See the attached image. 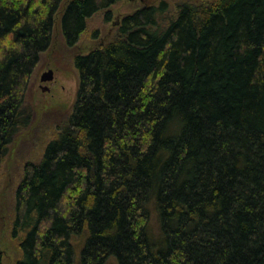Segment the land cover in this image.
Returning a JSON list of instances; mask_svg holds the SVG:
<instances>
[{
    "label": "trees",
    "instance_id": "obj_1",
    "mask_svg": "<svg viewBox=\"0 0 264 264\" xmlns=\"http://www.w3.org/2000/svg\"><path fill=\"white\" fill-rule=\"evenodd\" d=\"M63 1L0 0V166ZM119 1H69L67 45ZM165 7L75 57L68 123L17 190L16 264H264V0Z\"/></svg>",
    "mask_w": 264,
    "mask_h": 264
},
{
    "label": "rangeland",
    "instance_id": "obj_2",
    "mask_svg": "<svg viewBox=\"0 0 264 264\" xmlns=\"http://www.w3.org/2000/svg\"><path fill=\"white\" fill-rule=\"evenodd\" d=\"M69 1L64 0L56 14L51 45L41 54L31 77L26 100L27 107L32 111L31 122L14 138L0 166V246L4 252V264H16L21 257L20 237H14L12 229L16 194L25 175V166L42 159L47 145L57 137L60 128L67 125L74 109L79 89L75 57L114 40L124 16L143 6H158L165 2L168 10L162 17L168 19L176 15L178 5L183 2L212 4L216 0H121L96 12L73 46L67 45L61 27V19ZM49 68L53 69L54 78L43 82L41 76ZM43 86H49L50 90ZM80 249L81 244H78L77 260L80 258ZM105 264H118V261L110 256Z\"/></svg>",
    "mask_w": 264,
    "mask_h": 264
},
{
    "label": "water",
    "instance_id": "obj_3",
    "mask_svg": "<svg viewBox=\"0 0 264 264\" xmlns=\"http://www.w3.org/2000/svg\"><path fill=\"white\" fill-rule=\"evenodd\" d=\"M54 78V71L53 69H47L41 76V80L43 82H49ZM44 89H49V87H44Z\"/></svg>",
    "mask_w": 264,
    "mask_h": 264
},
{
    "label": "flooded vegetation",
    "instance_id": "obj_4",
    "mask_svg": "<svg viewBox=\"0 0 264 264\" xmlns=\"http://www.w3.org/2000/svg\"><path fill=\"white\" fill-rule=\"evenodd\" d=\"M44 87H49V86H43V88H44ZM47 90H50V88H49V89H47Z\"/></svg>",
    "mask_w": 264,
    "mask_h": 264
}]
</instances>
